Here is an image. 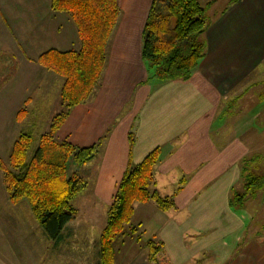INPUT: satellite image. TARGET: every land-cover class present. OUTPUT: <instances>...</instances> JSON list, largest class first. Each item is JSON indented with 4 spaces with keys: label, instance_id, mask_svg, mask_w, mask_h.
<instances>
[{
    "label": "crops",
    "instance_id": "crops-1",
    "mask_svg": "<svg viewBox=\"0 0 264 264\" xmlns=\"http://www.w3.org/2000/svg\"><path fill=\"white\" fill-rule=\"evenodd\" d=\"M50 1L0 0V98L15 88L11 116L21 108L22 114L40 110L41 100L47 107L42 91L60 93L62 80L38 56L51 48L80 47L74 21ZM152 1L117 0L119 17L100 81L55 132L57 140L75 146L99 144L78 169L84 187L76 209L77 215L84 211L83 218L73 226L77 216L69 221L55 241L69 228L88 244L84 240L97 218L100 232L104 227L127 166L157 149L153 187L174 206L136 203L131 225L137 232L117 237L113 264H264V206L256 207V193L231 203L234 192L245 190V158L261 152L253 151V137L245 135L249 119H238L244 114L229 105L253 86L264 89V0H198L209 20L202 35L205 54L188 78L166 81L151 76L142 55ZM36 91L39 98H33ZM259 98L264 100V91ZM148 240L160 243L156 261L149 259Z\"/></svg>",
    "mask_w": 264,
    "mask_h": 264
},
{
    "label": "trees",
    "instance_id": "trees-1",
    "mask_svg": "<svg viewBox=\"0 0 264 264\" xmlns=\"http://www.w3.org/2000/svg\"><path fill=\"white\" fill-rule=\"evenodd\" d=\"M50 4L53 10L66 12L72 18L80 39L78 49L51 48L37 58L40 65L62 77L59 96L65 110L51 118L49 130L39 135L37 143L30 130L20 131L6 162L1 160L0 166L9 200L25 199L45 234L58 240L64 226L77 214L72 200L84 186L74 167L90 161L99 144L75 146L57 140L55 132L71 108L87 100L97 87L120 9L117 0H51ZM206 11V5L198 0L152 1L142 44V55L152 77L166 81L191 75L205 54L202 35L209 22ZM22 111L24 108L18 113ZM157 160L155 149L140 163L129 164L119 180L99 235L98 264H113L117 237L137 232L138 227L131 225L136 203L153 202L162 210L174 206L170 196L161 195L153 187ZM263 160L262 154L245 158V190L234 192L231 203L252 197L255 186L258 189L264 186L260 166ZM146 245L149 259L156 261L160 243L148 240Z\"/></svg>",
    "mask_w": 264,
    "mask_h": 264
},
{
    "label": "rangeland",
    "instance_id": "rangeland-1",
    "mask_svg": "<svg viewBox=\"0 0 264 264\" xmlns=\"http://www.w3.org/2000/svg\"><path fill=\"white\" fill-rule=\"evenodd\" d=\"M59 78L62 80L61 76ZM263 91V86H253L241 101H233L229 104L230 106L234 103L235 105L237 104L234 108L236 110L240 109V112L244 114L238 117V119H249V122L247 120L248 124L244 125V127H249V131L245 135L249 139L253 137L250 139L251 144L256 148L253 151H260L262 156L264 155V100H261L259 97ZM14 93H16L15 88L10 87L6 92L7 96H4L2 99L0 98V104L2 103L3 105L1 106L3 110L0 114V161L2 160L3 162H6L12 147V141H14H9L8 134L15 129H13L15 125L17 126L13 133V135L16 133L14 137L17 136L19 131L30 130L34 134L37 143L39 135L49 130L51 118L58 112L65 110V106L61 103L60 96L56 95L54 88L51 90L50 95L43 91L41 93L42 99H46V103H48L47 107L43 105L45 100H41L38 101L40 103V110L36 106L34 112H32L35 114H32L30 111L22 114L24 112L22 111L20 113L15 112L11 116ZM33 98H39V95L36 94ZM28 103H25V105L28 106ZM258 105L260 106L259 109ZM42 106L44 114L40 116L38 113L43 112ZM243 106H245L246 110L250 109V112H246ZM256 109L260 111V114H257L258 116L255 115ZM17 115L19 116L17 117ZM15 116L18 119L15 118L14 120ZM16 120L19 122L18 124L14 123L17 122ZM17 130L19 131L17 132ZM260 166L261 171L264 172V160ZM78 169L79 167H74V171H77L79 174ZM2 180L3 170L0 166V264H98L96 259L97 245H95L100 234L98 218L93 223V228H89L87 232L84 242L88 244L84 245L80 231L77 229H71V231L69 228L65 230L66 237L57 243L44 233L25 199L19 202H11L9 200ZM254 190L257 198L256 207L258 204L264 206V186L259 189L255 186ZM81 192L72 200L75 208L78 207V202L80 205L83 191ZM83 215L84 211L79 209L78 215L76 214L77 217L75 216L76 218L74 217L75 219L69 225L73 226L75 220L80 222Z\"/></svg>",
    "mask_w": 264,
    "mask_h": 264
}]
</instances>
